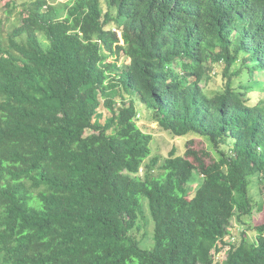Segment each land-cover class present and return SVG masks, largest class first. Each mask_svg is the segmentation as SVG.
Here are the masks:
<instances>
[{
  "label": "trees",
  "instance_id": "trees-1",
  "mask_svg": "<svg viewBox=\"0 0 264 264\" xmlns=\"http://www.w3.org/2000/svg\"><path fill=\"white\" fill-rule=\"evenodd\" d=\"M105 2L35 0L7 41L0 17V264H264V220L229 229L251 176L264 195V0ZM133 92L219 156L172 147L152 174ZM145 205L150 247L133 234Z\"/></svg>",
  "mask_w": 264,
  "mask_h": 264
},
{
  "label": "rangeland",
  "instance_id": "rangeland-1",
  "mask_svg": "<svg viewBox=\"0 0 264 264\" xmlns=\"http://www.w3.org/2000/svg\"><path fill=\"white\" fill-rule=\"evenodd\" d=\"M35 0H0V17L4 20V24L1 29L2 38L7 41V37L12 30V28L20 22V16L22 10L25 12L24 7H29V5ZM50 3H57V0H47ZM103 11L107 10L105 0H102ZM113 14L115 11L112 10ZM118 33L121 35L120 31ZM44 45L48 44L47 39L44 37L41 39ZM107 61H116L119 68L123 67L129 62V59L121 53L119 56L113 55L108 58ZM179 65V64H178ZM180 67V66H179ZM220 70L216 68L214 72L211 73V77L207 81H202L201 85L204 91L208 94H212L215 91L221 89L222 80L221 77L216 74V71ZM263 78L264 73L261 75L256 73L255 78ZM237 85V82H235ZM123 95L126 97V101L128 102L130 99L129 94H125L123 91ZM134 97L136 98V105L138 107V118L136 120L137 124L141 127V129L145 132H148L152 135V140L150 143L151 154L145 160V164H149L151 159L157 157L158 161L151 171L152 174L158 175L161 170L159 168L160 164H162L163 160L168 156L172 147H176V153L184 155L188 148H193L197 151L199 150H207L209 151L208 157L205 158L206 162H210L213 158H217L219 154L215 151L212 144L209 140L197 134H188L186 136H174L167 131L161 129L155 121H152L149 116V112L147 108L139 101L137 94L133 92ZM116 101L118 105L121 104V98L116 97ZM103 111L106 112L104 103L102 105ZM192 159V158H191ZM145 164L142 166L140 174H142L145 170ZM193 181H191L190 186L192 190L199 183V173L197 170L194 171ZM250 195L252 198V202L254 203L253 211L250 215H244L240 218L234 216L230 222V231L233 233V236L238 237L240 229H247L248 235L251 238H254L255 233L252 230V226L264 220V210L263 212H258L256 207L260 202L264 203V195L261 193L260 185L258 183V179L256 176L250 177ZM153 221L150 216L147 205L144 206V216L139 217L138 226L133 229V234L140 239L143 246H151L152 244V235H153ZM231 236V238L233 237ZM217 257L222 259L225 255V250L216 254Z\"/></svg>",
  "mask_w": 264,
  "mask_h": 264
}]
</instances>
